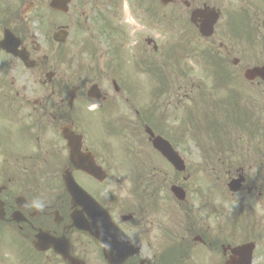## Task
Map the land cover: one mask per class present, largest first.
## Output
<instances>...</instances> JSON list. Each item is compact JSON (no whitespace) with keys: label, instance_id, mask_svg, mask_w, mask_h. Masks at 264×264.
Listing matches in <instances>:
<instances>
[{"label":"flooded vegetation","instance_id":"af4514ba","mask_svg":"<svg viewBox=\"0 0 264 264\" xmlns=\"http://www.w3.org/2000/svg\"><path fill=\"white\" fill-rule=\"evenodd\" d=\"M104 2L105 0H0V103H7L8 114L16 115L24 122L21 132L15 134L20 140L25 136L31 144L22 148L10 146L11 148L7 149L0 135V158L2 154L5 155V159L0 162V179H3L0 184V235L9 231L14 240L21 242L22 250H28L30 256L35 257L40 264H70L68 260L63 259L61 252L73 256L82 264H108L104 257L108 253L107 249L73 226L74 217L79 218L81 215L87 220L90 218L91 203H88L85 197L79 198V205L74 203L68 190V179L72 177L74 182L108 213L111 223L138 245L135 256L127 258L123 264H187L191 257L194 262L191 261L190 264H226L225 261L231 256V249L246 244L245 231L233 232L231 237L214 234L210 226L211 221H214L216 227L213 214L217 208L214 206V200L206 206V215H199L197 222L193 216L196 208L198 209L197 202L190 215V208L184 205H189L191 201H187L188 191L183 189V194L179 196L181 200L176 202V206L186 223L180 222L179 231L183 234L178 235L177 241H170L173 243L172 247L166 243L167 229L158 218L156 219L159 215V218L163 216L162 212L160 214L157 210H151L150 198L154 195L150 194L145 198L150 190L146 189L144 196L139 200L142 212L136 211L138 207L128 206L126 211L116 212L119 203L124 202L117 198L114 188L108 187L110 181L114 184L119 182L106 170L112 160L108 159L104 148L96 146L98 138L95 133L90 134V130L85 126L88 125L87 120L92 119L97 120L104 130L107 129L108 114L124 113L116 105L122 95L121 81L122 88L126 87L132 94L130 88L120 73L117 75L119 83L113 77L109 80L91 78L84 82L80 78L79 85L73 83L71 75L69 81L60 80L57 74L56 53L61 47H65L64 60L68 67L72 66L77 52H81V56L88 52H85L84 43L80 47L81 43L76 41L74 27L80 25L81 20L78 19L82 18L88 25L100 21L109 24V20L99 12L100 5ZM157 6L162 16L166 17L168 13L177 19L181 41L185 38L184 35L190 40V33H193L197 45L203 43L211 47L210 57L221 67H227L229 59L235 67L239 60L244 58L233 56L236 40L264 42V0H170L167 5L158 0ZM85 10H93V21L87 17ZM183 28L189 30L188 33H184ZM237 28L239 31H236ZM60 30L65 32L66 36L64 33L57 34ZM236 34L238 36H235ZM125 42L127 45L128 40ZM147 44H152L151 40H148ZM87 48L89 49V46ZM246 49L247 51L241 52L245 55L244 65L254 68L264 65V52H256L258 56L248 45ZM89 50L92 53L94 49ZM93 56H96L95 52ZM131 58L137 61L136 55H131ZM223 61L226 62L224 66L221 64ZM253 61L254 64H250ZM235 70H231L232 75ZM224 71V75L230 76V67L224 68ZM248 84L252 88H260L258 95L262 101L264 81L257 78ZM86 85L88 87H85ZM206 94H202L201 101L206 99ZM208 94L207 100L211 101L210 92ZM30 96L34 98L30 99ZM182 96L178 97L181 99ZM129 97L134 96L132 94ZM128 100L129 98H124L125 102ZM215 103L204 102L202 105H205L203 112H207L209 119L213 120L226 114L228 107L227 103L218 102L216 106ZM133 104L138 107L134 101ZM231 105L233 103H230ZM209 109L215 111V115H212ZM133 113L138 117L145 133L149 125L143 123V118L139 117L136 109ZM79 124L83 130H80ZM69 140L74 142L75 149H79V154L73 161L70 159ZM147 141L153 149L148 137ZM153 151L157 154L154 149ZM186 154L184 158H188ZM89 156L105 172L103 181L76 170V165L85 163L90 159ZM156 157L164 161L159 154ZM186 165L189 167L187 162ZM247 165V169L252 165L264 166V161ZM196 170L204 172L205 167L198 166ZM34 171L42 175L41 179L46 184L43 192H39L38 187H35V200L27 194L11 196L8 193L11 179L6 172L11 175L19 174L23 184L28 185L33 183ZM224 172L229 182L234 179L233 175L240 178L239 174L243 173V169L240 168L231 175L232 171L224 167ZM143 179L148 180L146 174ZM242 185L238 193L243 190L249 196L256 191L255 198L260 201L264 199V189L250 182L247 176H244ZM210 194L211 192L208 196L212 198ZM242 199L244 198L241 196L238 203L239 213L243 212ZM225 201L228 208L231 199L227 198ZM131 203L132 198H129L128 202L125 201V205ZM222 209L225 210L224 207ZM83 236L87 242L83 241ZM74 238L76 242L77 239H80V242L82 239L80 247L74 245ZM7 246L6 243L0 245L4 250ZM89 250L95 251L101 258H78L81 257L79 254H82V251L83 256H89ZM218 255L222 259H218ZM0 264L5 262L0 259Z\"/></svg>","mask_w":264,"mask_h":264},{"label":"rangeland","instance_id":"374dc122","mask_svg":"<svg viewBox=\"0 0 264 264\" xmlns=\"http://www.w3.org/2000/svg\"><path fill=\"white\" fill-rule=\"evenodd\" d=\"M113 2L115 0H105L104 4L100 5L102 9L100 15L105 19H108V17H106L104 9L108 5L110 7L113 5L112 8L115 7L116 4H113ZM123 2L125 3L124 14L122 11L120 15L121 10H119L118 19H110L109 24L100 21V23L92 22L91 25H88L84 23L82 18H77L81 22L80 25L77 24L74 27L76 41L79 42L78 44L81 43L80 47L84 43L85 52L87 50L88 52L83 56H81V52H77V56L72 60V66L68 67L65 64V47H61L56 53L58 56L57 74L60 80L70 81L71 75L73 83L79 85L81 84L78 80L80 78L82 82L91 78L93 80L101 78L109 80L113 77L118 80L117 75L120 73L134 96L133 99L129 98L130 93L126 87L122 88L123 81H121L122 95L119 96L120 102L116 105L125 114L121 112L108 114L109 120L105 130L98 124L97 120L92 119L87 120L88 125L85 126L87 130H90V134L95 133V137L98 138V145L106 150L108 159L112 160L109 168H107L110 175L121 180L116 184L113 181L107 182L108 187H112L117 191V198L121 202L127 198H134L133 203L129 205L119 203L116 212L126 211L128 207H138L136 211L142 212L139 200L146 190L143 188L144 180L138 176L136 177L138 172L136 168H145L144 174L148 177L153 174V171H155L153 167L157 164L155 161L157 154L150 147L142 130V125L139 124L138 117L133 113V110L137 109L132 102L133 100L138 108L144 112L141 113L138 109L139 117L143 118V122L149 124L152 121L153 125L158 128L157 130L153 128L154 131L169 138L181 152H186V156H188L186 162L189 165L187 171L189 178L186 182L182 181L181 175L177 177L167 165L160 166L164 175L154 174V178L161 180L158 186L162 189H159V192H156V195L151 197L150 201L157 197L161 198L160 200L163 203L160 205L159 199H157L159 202L154 201L152 203V201L151 210L155 211L153 209H157L160 214L161 212L163 214L161 218H159L160 215L155 217L166 229L168 228L170 234L167 235L166 243L172 247L173 243L171 242L175 239L177 241L179 236L183 234L182 231H179L180 224L186 223L183 215L177 210L176 202L178 201L173 200L168 189L171 184L179 183L188 191L189 198L187 201H191V203L184 205V207L188 206L190 208V215L197 202L199 212L196 208V213L193 215L194 220L198 222L199 215H206V206H209L214 200V206L217 208L213 214L216 227H214V221H211L212 232L217 236L231 237L233 232L242 233L245 230V239L254 238L259 241L261 248L258 252L259 255L256 257V263L264 264V261L261 260V256H264V254H260L264 251V206H262L264 199L263 204H260V200L255 198L256 191L248 196L242 190L239 194L231 196L226 186L228 179L224 174V167H227L228 171L229 169L232 171L231 175L235 174L234 171L242 168V175L247 176L250 182L264 189V166L252 165L250 169H247L249 167L247 164L251 162L264 161V99L261 101L258 97L260 92L258 86V88H254L255 91L252 90L254 94L248 93L256 101L248 96L246 97L249 88L244 85L246 82L242 77V71L246 66L243 60L245 55L241 54L242 51H247V45L254 50V53L264 52V42L252 43L251 41L236 40L233 56L244 58L235 67L229 59L227 67H230V76L217 77L224 75L225 71L220 69L216 62L212 63L210 61L211 47L203 43L197 45L193 33H190L191 42H189L186 35L181 41L179 33L181 30L180 26L177 25V19L169 16L168 13L166 17L162 16L157 11L159 6L155 7L152 0H125ZM128 9L131 18L134 19V24H136L135 27L142 29L141 33L135 34V44L133 42L131 44L129 42L130 45L128 44V48L133 55L137 50V61L128 55V49L126 51L122 50L125 41L128 40L129 30L135 28L129 29V26L121 25L122 21L125 20V10L128 11ZM85 12L87 17L93 18V10H85ZM53 18L55 21L56 17ZM188 31L183 28L184 33H188ZM236 31H239V28ZM149 38L157 45V52L151 49V45L146 44V40ZM87 46H89V49H94L92 53H90ZM94 52L95 57L93 56ZM255 55L259 56L257 53ZM225 63L223 61L221 64L224 66ZM148 64L150 68L147 69L148 66L145 65ZM250 64H254V61ZM212 70H214L213 74ZM231 70H235L233 75ZM234 85L237 86V90L232 88ZM216 87L222 90L216 89ZM204 88L210 90L208 92H210L211 100L215 95L214 100L220 97V102H233L236 106H233L234 111H227L229 113L224 118L218 119L220 124L217 123L212 127L207 124L210 137L208 130L205 131L203 124L198 121L201 120L199 113L202 112L203 105L201 97L206 92ZM235 90L236 95L225 92ZM182 95H186V97L184 98ZM178 96H182V98L180 99ZM205 96L207 99L209 94L207 93ZM262 96L264 98L263 94ZM29 98L33 99L34 97L30 96ZM124 98H129L128 102H125ZM178 100L179 102H177ZM209 110L212 115H215V111ZM194 112H197L199 119H194ZM190 114L191 117L193 116L191 120L189 119ZM207 114V112H203V117ZM196 121H198V124ZM234 122L235 129H233ZM23 123L16 115L8 114L7 103H0V135L7 145V149L10 146L12 148L31 146L25 136L20 140L19 136L15 134V132H21ZM168 124L171 127H167ZM79 128L83 130L81 124H79ZM221 133H225V141H219L217 137L219 135L217 134ZM205 135L206 138L204 139L203 136ZM195 136L197 139L192 143L190 140ZM186 137L187 143L183 141ZM201 147H204V149H201ZM4 159L5 155L2 154L0 162ZM198 166L205 167V171L195 172V168ZM6 175L10 176L11 179L10 191L8 192L11 196L27 194L33 198L32 200H35V187H38L39 192H43L46 186L41 179L42 175L36 171H34L33 183L28 185L23 184L19 174L12 173L13 181L10 173L6 172ZM164 177L166 181H163ZM2 183L3 179H0V184ZM152 183L153 188L158 187L156 179H153ZM209 192H211L210 196L212 198H209ZM241 196L244 198L242 199L243 212L239 213L238 203ZM145 198L148 197L145 195ZM227 198L231 199L228 208L225 206V199ZM223 207L225 210L222 209ZM174 210L177 211V217ZM226 212L229 213L226 214ZM220 225L221 231L219 230ZM82 238L86 239L84 236ZM78 240L80 239H77L76 242V238L73 239L76 247L81 246L82 239L81 242ZM5 243L8 246L5 250L1 249L4 254L0 258L5 264H40L35 257L30 256L28 250H22L21 242L14 240L9 231H4L0 235V245ZM82 252L84 255V251ZM82 254L79 255L83 256ZM93 257L98 256L94 255ZM217 257L221 259L220 255Z\"/></svg>","mask_w":264,"mask_h":264},{"label":"water","instance_id":"95a60500","mask_svg":"<svg viewBox=\"0 0 264 264\" xmlns=\"http://www.w3.org/2000/svg\"><path fill=\"white\" fill-rule=\"evenodd\" d=\"M261 77L264 78V67L263 68H256V69H252V70H246V72L244 73V77H246L247 79H253L255 77ZM153 146L159 150L161 152V154L166 157L171 163L175 164L176 159L175 156L171 153V151H169L167 148L168 146L166 145V143H164L163 141L161 142L160 139H154L153 140ZM83 171L85 172H89L91 175L96 176V171L94 168H84ZM78 189V188H77ZM173 192L175 193V195L177 194V190L173 189ZM82 193V192H81ZM84 194V193H82ZM80 220V225H78L77 223ZM76 228L78 230H83L86 231L90 236H93L94 238L100 240V235H98L100 232H102L103 225H96V222L94 221V219L90 216V218L88 219V221L84 218L81 219H75L74 220ZM248 250V248H242V249H237V253L236 255H243L244 250ZM246 250V251H247ZM113 249L110 248V252L108 253V257H109V263L110 264H120L122 263V260L120 259H116V256L114 255V253L112 252ZM71 262L73 264H76V262L73 259H70ZM230 264H246V261H244L242 259V261H239L235 258L232 259Z\"/></svg>","mask_w":264,"mask_h":264},{"label":"bare ground","instance_id":"6f19581e","mask_svg":"<svg viewBox=\"0 0 264 264\" xmlns=\"http://www.w3.org/2000/svg\"><path fill=\"white\" fill-rule=\"evenodd\" d=\"M131 24V22H129Z\"/></svg>","mask_w":264,"mask_h":264}]
</instances>
